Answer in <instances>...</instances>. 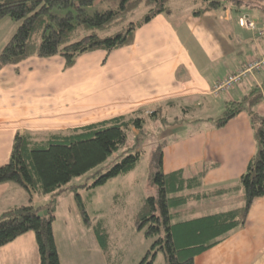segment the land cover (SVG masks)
Instances as JSON below:
<instances>
[{"label": "crops", "instance_id": "obj_1", "mask_svg": "<svg viewBox=\"0 0 264 264\" xmlns=\"http://www.w3.org/2000/svg\"><path fill=\"white\" fill-rule=\"evenodd\" d=\"M197 9L191 6L186 12L179 7L172 15H159L137 29L132 45L111 54L90 52L71 68L55 56L32 57L1 69L0 167L9 162L19 131L67 132L148 108L153 113L162 105H183L189 114L206 108L205 115L196 118L201 124L193 132L165 140L163 172L183 171L190 178L214 166L203 188L191 193L233 191L188 203L173 213L178 221H187L243 207L240 179L258 152L250 117L242 113L215 129L211 112L228 101L243 100L253 87L261 86L264 72L218 95L213 88L249 60L264 56V35L259 33L264 31V12L220 9L196 17ZM244 15H249L256 31L240 27L238 20ZM257 111L264 116V101ZM26 199L28 194L20 187L0 185V214L26 205L22 204ZM200 203L208 209L197 216ZM249 214L244 228L200 254L195 264H264V198L255 200ZM0 264H40L36 235L28 232L0 248Z\"/></svg>", "mask_w": 264, "mask_h": 264}, {"label": "trees", "instance_id": "obj_2", "mask_svg": "<svg viewBox=\"0 0 264 264\" xmlns=\"http://www.w3.org/2000/svg\"><path fill=\"white\" fill-rule=\"evenodd\" d=\"M202 6L194 15L212 10L264 12V0H202ZM198 4V1H194ZM169 0H0V22L10 17L19 24L17 32L0 52V70L10 65L37 57L59 56L65 68L74 67L78 58L90 52L104 50L108 54L132 45L137 29L152 22L157 16L172 15ZM100 6L94 13L89 9ZM146 14L132 22L140 8ZM264 101V80L255 86L241 101H228L224 114L212 120L215 129L228 125L229 121L247 113L253 127L258 152L241 177L239 189L244 191V205L239 209L208 217L178 221L175 209L191 202L207 200L229 193L220 190L209 193H191L203 188L204 180L214 166H206L195 177L184 176L183 171L171 174L163 172V147L155 153L151 168V183L155 195L141 205L134 216L136 230L154 241L140 264H154L161 252L167 264H195L196 257L219 244L235 230L244 228L255 200L264 198V116L257 107ZM169 105H175L171 103ZM161 111V110H160ZM160 111L149 116L157 120ZM186 111V108H184ZM143 110L125 117L70 129L67 132L47 135L17 132L10 160L0 167V185L9 183L28 194L27 205L16 206L0 215V248L32 232L36 235L40 264H61L56 245L53 224L56 220L55 204L36 207L35 197L56 198L65 186L75 178L94 171L125 150L119 160L105 173L97 172L94 185H104L119 175L135 170L143 153L128 150L132 130L143 134L146 120ZM165 123V122H164ZM119 155V154H118ZM78 210L100 244L107 262L111 263L109 234L102 221L91 224L80 196H76ZM48 215L39 217L40 212Z\"/></svg>", "mask_w": 264, "mask_h": 264}, {"label": "rangeland", "instance_id": "obj_3", "mask_svg": "<svg viewBox=\"0 0 264 264\" xmlns=\"http://www.w3.org/2000/svg\"><path fill=\"white\" fill-rule=\"evenodd\" d=\"M170 7L175 12L183 8L188 12L189 7L200 8L202 0H169ZM198 1V4H194ZM212 1V0H210ZM100 6L95 5L89 9L92 14ZM144 7L136 11L132 22H137L146 14ZM257 16L252 12V16ZM20 23L10 17L0 22V52L9 43L17 32ZM224 106L223 103H221ZM161 112L157 120L151 118L152 109H145L143 116L146 120V129L143 134L132 130L127 144L128 150H140L143 153L138 167L127 175H119L108 180L104 185H94L98 179L97 172L105 173L116 164L117 156L125 150L116 153L113 159L94 171L75 178L65 186L56 198L35 197L34 205L48 206L53 201L55 204L56 220L53 224L56 245L61 264H140L151 249L154 241L147 239L144 233L136 230L134 216L141 210V205L146 199L156 196L154 185L151 183V168L157 148L173 136L183 137L197 128L196 118L205 115L206 108H197L194 114L184 113L183 105L173 107L160 106ZM225 107H217L211 112L215 119L224 114ZM156 109V108H154ZM158 109V108H157ZM165 122V123H164ZM201 124V123H200ZM119 154V155H118ZM117 159V160H116ZM80 196L85 209H87L91 224L102 221L109 234L111 263L107 262L100 244L92 229L87 226L78 210L76 196ZM26 199L22 204H28ZM191 205V204H190ZM198 211L195 215L206 214L207 204L196 205ZM191 205L189 208H193ZM174 212V211H173ZM1 215V214H0ZM154 264H167L163 253H159Z\"/></svg>", "mask_w": 264, "mask_h": 264}, {"label": "built area", "instance_id": "obj_4", "mask_svg": "<svg viewBox=\"0 0 264 264\" xmlns=\"http://www.w3.org/2000/svg\"><path fill=\"white\" fill-rule=\"evenodd\" d=\"M238 21L240 27L244 30L256 31V25L250 19L249 15L240 17ZM259 33L264 35L263 30L259 31ZM261 72H264V56L249 60L237 73L229 75L225 81L217 82L213 88L214 95L230 91L252 76L261 74Z\"/></svg>", "mask_w": 264, "mask_h": 264}, {"label": "water", "instance_id": "obj_5", "mask_svg": "<svg viewBox=\"0 0 264 264\" xmlns=\"http://www.w3.org/2000/svg\"><path fill=\"white\" fill-rule=\"evenodd\" d=\"M47 215H48V211L40 212L39 215H38V218L39 217H44V216H47Z\"/></svg>", "mask_w": 264, "mask_h": 264}]
</instances>
